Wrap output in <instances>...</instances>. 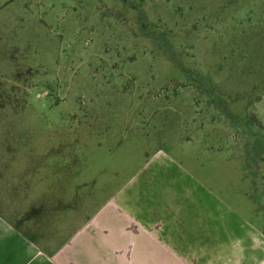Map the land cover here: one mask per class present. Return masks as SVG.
Masks as SVG:
<instances>
[{
  "label": "rangeland",
  "instance_id": "374dc122",
  "mask_svg": "<svg viewBox=\"0 0 264 264\" xmlns=\"http://www.w3.org/2000/svg\"><path fill=\"white\" fill-rule=\"evenodd\" d=\"M158 150L264 231V0H0V167L43 225Z\"/></svg>",
  "mask_w": 264,
  "mask_h": 264
},
{
  "label": "crops",
  "instance_id": "0c3cea01",
  "mask_svg": "<svg viewBox=\"0 0 264 264\" xmlns=\"http://www.w3.org/2000/svg\"><path fill=\"white\" fill-rule=\"evenodd\" d=\"M10 168L0 167V264H264V231L164 151L102 208L52 225L35 212L46 199L24 196L30 183Z\"/></svg>",
  "mask_w": 264,
  "mask_h": 264
},
{
  "label": "trees",
  "instance_id": "16d2710c",
  "mask_svg": "<svg viewBox=\"0 0 264 264\" xmlns=\"http://www.w3.org/2000/svg\"><path fill=\"white\" fill-rule=\"evenodd\" d=\"M124 2H126L127 0H123ZM138 11L141 10V7L139 5H136ZM141 14L138 17V23H139V27L142 29L145 27V23L143 21V17H144V13H142V11L140 12Z\"/></svg>",
  "mask_w": 264,
  "mask_h": 264
}]
</instances>
